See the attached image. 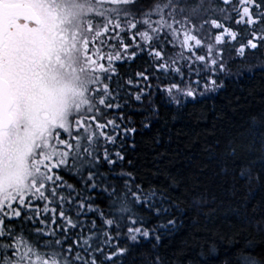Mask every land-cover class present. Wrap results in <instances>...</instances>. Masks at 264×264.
Returning a JSON list of instances; mask_svg holds the SVG:
<instances>
[{
    "label": "trees",
    "instance_id": "16d2710c",
    "mask_svg": "<svg viewBox=\"0 0 264 264\" xmlns=\"http://www.w3.org/2000/svg\"><path fill=\"white\" fill-rule=\"evenodd\" d=\"M154 1L136 0L134 7H151ZM170 1L176 10L193 11L195 5L199 10L194 19L200 21L224 23L226 14L220 9L232 8L222 0ZM159 39L160 43L153 40L151 45L161 51L163 60L141 51L118 63L111 75L107 85L113 107L100 106L97 120L107 125L103 131L114 140L100 139L99 162L85 166L77 162L71 170L63 166L59 170L63 183L75 189L73 203H64L63 210L77 227L63 233L60 203L35 198L26 211L47 221L46 225L27 220L23 212L6 224L41 245L60 238L67 247L78 236L91 233L93 247L103 248L104 253L126 249L114 261H105L97 253L101 264H237L242 253L264 264V63L233 64L229 72L217 76L222 86L213 93L175 102L166 89L188 87L196 79L204 83L209 72H203L201 63H177L170 56L175 50L172 39L162 35ZM164 59L166 70L157 67ZM109 120L114 124H108ZM105 149L116 163L103 160ZM89 171L95 173L94 189L86 182ZM129 188L142 194L155 192L150 203L168 211L156 215L149 207L133 203ZM105 189H115L121 198L128 193L131 215L138 220L136 226L150 232L148 238L138 237L137 242L128 238L127 229L133 226L130 218L120 216ZM59 191L69 192L67 187ZM81 196L88 197L87 204L95 211L85 209L77 215ZM45 204L56 212L45 213ZM106 219H114V224L108 227ZM169 220L174 224H168ZM36 227H47L55 235L36 236ZM106 232L111 236L108 243Z\"/></svg>",
    "mask_w": 264,
    "mask_h": 264
},
{
    "label": "snow or ice",
    "instance_id": "6c2138e0",
    "mask_svg": "<svg viewBox=\"0 0 264 264\" xmlns=\"http://www.w3.org/2000/svg\"><path fill=\"white\" fill-rule=\"evenodd\" d=\"M103 2L104 0H100L97 8L96 0H0V264H34V261L38 264H101L97 253L103 254L105 261H114L116 255L126 252L124 248L113 253H104V249L99 246L94 248L91 233L78 236L67 247L63 246L60 238L41 245L33 236L14 231L12 225L6 224V220L19 219L23 212L27 220H38L40 225H46L47 221L38 219L35 213L29 216L26 211L32 208L35 198L48 203H60L59 216L64 221L61 225L63 233L76 228V221L63 210L64 203H73L72 193L75 189L63 183L59 170L62 166L71 170L77 162L80 166L98 163L100 139L104 138L109 142L114 140V137L103 131L107 125L97 120V115L101 112L97 105L113 107L110 102L112 94L104 83L109 77L96 75L94 66L97 64L96 55L99 54L101 60L106 56L108 64L101 63L99 68L103 72H114L111 62L114 58L120 59V54L97 53V47L102 48L104 45L103 40L99 45L93 42L90 51L85 32H92L95 26V35L99 37L101 30L104 33L111 31L108 25H112L113 29L128 31L137 29L142 24L144 29L134 35H139L149 43L154 38L150 33L175 37L176 30L162 32L165 26L170 28L171 25L163 20L159 4L137 17L131 8L101 7ZM108 3L129 5L135 4L136 0H108ZM222 4L232 5L230 10L220 9L227 19L232 18L227 13L234 12L238 17L235 23L244 24L248 29L246 40L236 49L237 54L243 55L246 50L264 46V2L222 0ZM198 10L194 5L193 11ZM153 15L160 16L161 19L153 21ZM97 16L101 19H94ZM114 16L117 18L115 22ZM120 17H123V23L120 22ZM204 23L223 30V34H214L217 44L224 42L223 35L233 41L237 39L238 33L225 27L217 19L205 20ZM66 33L73 38L78 36L79 44L73 39L72 47H69ZM106 38H118V33ZM155 38L159 39L160 36ZM189 40H194L196 45L202 44L196 36L185 32L181 46L187 45ZM74 49H79L80 54L76 55ZM124 49L126 52L127 45H124ZM207 50L212 52V46L208 45ZM217 54L222 57V50ZM130 55L134 57L135 53ZM154 55L163 60L161 51L154 50ZM197 58L205 60L204 56ZM78 64L79 69L76 67ZM211 64L217 65V59L213 58ZM157 67L164 68L165 64L161 63ZM219 67L223 71V64ZM81 72L90 73L87 80L80 79ZM147 78L144 76V79ZM209 83L211 87L206 85V90L214 91L222 86L215 79ZM173 88L186 97L195 98V91L191 88L183 90L176 85ZM167 91L172 96V89ZM136 99L139 100L140 96L137 95ZM172 99L175 100V96ZM86 120L93 123H85ZM108 124H114V121L109 120ZM61 136L63 139L56 145L54 142ZM115 155L123 159L120 153ZM103 160L109 164L116 163L107 149ZM94 175L91 171L87 174L86 182H91V189L97 187ZM64 187L68 188V195L59 191ZM105 191L113 199L120 216L130 218L133 226L127 229L128 238L132 242H137L138 237L148 238L150 232L142 226H136L138 220L131 215L132 210L127 202L128 193H124L121 198V194L115 189ZM131 195L133 203L149 207L156 215L168 211L150 203L156 196L155 192H131ZM87 199L86 196L79 199L78 216L84 214L85 209L95 211L87 204ZM44 211L55 213L56 208L49 209L45 204ZM52 222H55V217ZM105 224L111 227L114 219H106ZM168 224H174V221L169 220ZM160 227L165 225L161 224ZM34 232L36 236L55 235L47 227H36ZM105 237V242H110L111 236L107 232ZM237 264L258 262L242 253L237 257Z\"/></svg>",
    "mask_w": 264,
    "mask_h": 264
},
{
    "label": "rangeland",
    "instance_id": "374dc122",
    "mask_svg": "<svg viewBox=\"0 0 264 264\" xmlns=\"http://www.w3.org/2000/svg\"><path fill=\"white\" fill-rule=\"evenodd\" d=\"M97 8H99L100 0H96ZM171 1L170 0H155L152 3L151 7H145V8H140L139 6L134 7V4H129V5H110L108 3V0H104L103 4H101V7H128L133 9L134 15L139 17L143 12H147L151 10L154 5L159 4L161 5V12L163 16V20L167 21L168 25H171V27L165 26L164 29H162L163 33L171 32L172 30L175 31V37L173 38L172 36H168L169 38L172 39V45L175 43V50L174 52H170V56H172L174 59H176L177 63H182L183 61H187L188 63H201L203 66V72L208 71L209 75L206 77L207 81L202 83L199 80H195L194 83H192L191 86L188 87H178L179 89L187 90L189 88L193 89L195 91V96L198 95H207L209 93H213L212 90H206V85L211 87L210 85V80L215 79L217 81V76L221 73L229 72L228 67L231 65L235 64H242V65H258L260 63H264V58L252 55L251 53H244L243 55H238L236 52V49L238 46H230V45H224L223 42L217 44L215 41V35L219 29H215L212 26L209 27L207 23H204L203 20L199 19H194L196 17V12L191 11L190 9H185L183 8V11L181 9L176 10L171 6ZM165 5H168L165 7ZM171 13V15H169ZM232 13V14H231ZM229 16H231V19L226 18V22L228 20H233L235 19L234 12H230ZM94 19L99 20L101 17H94ZM116 17H113V21H116ZM120 22L123 23V17H120ZM158 19H161L160 16L153 15L152 20L156 21ZM194 19V20H193ZM179 22V23H178ZM201 22V23H200ZM200 23V24H199ZM222 23V22H221ZM225 23V22H224ZM203 25V27H201ZM109 29L111 30L109 33H104L101 30V35L97 37L95 35V26L93 28L92 32H85V35L89 39V50L91 51L92 49V44L95 42L97 45H99V42L101 40L104 41V45L102 48L97 47L96 51L97 53H102V52H111V53H116L118 52L120 54V59H113L111 64L112 67L114 68V72L116 69V66L118 63L126 61L130 58H133L131 56V53H139L141 51H144V53H148L147 56H153L154 55V45H151L153 40H157V42L160 43V39H156L155 37L161 36L159 33H150L154 38L151 41V43L145 41L142 37L139 35H134L137 31L143 30L144 25H138L137 29H131L128 31H124L121 29H113L112 25H108ZM126 27V26H125ZM185 32H188L191 35L196 36L198 39L202 41L201 45H196L194 40H189L188 44L185 46H181L180 42L184 39V34ZM116 33H118V38L114 39H107L106 37L108 36H115ZM162 36H167V35H162ZM125 37L129 40L127 42L125 40ZM73 39H75L76 43L79 44V37H72L69 36L66 33V43L68 44L69 47H72L73 44ZM143 44V45H142ZM148 44V45H147ZM124 45H127V51L125 52ZM208 45L212 46V52H208ZM153 46V47H152ZM82 47V46H81ZM219 50H222V57L219 56L217 53ZM76 52V55L80 54L79 49H74ZM184 55V59H182V56ZM163 56V55H162ZM198 56H204L205 60L201 61L197 57ZM215 58L217 59V65H212L211 60ZM95 59L97 60V64L94 66L96 68V75H99L101 77H109L108 79L104 80V83L108 84L111 80V75L114 73L112 71L109 72H103L99 68V64L103 63L105 65L108 64L107 57L103 60L100 59V55H96ZM156 61H159L157 57L154 58ZM182 59V60H181ZM163 64L166 65L165 59L162 61ZM220 64H223V71L220 70ZM77 69H79L80 65L78 64ZM167 67V65H166ZM163 69V68H162ZM165 69V67H164ZM176 69V68H174ZM166 70V69H165ZM207 73V72H206ZM211 74V76H210ZM80 79L81 80H87L90 73L88 72H81L79 73ZM193 82V81H191ZM199 82V83H197ZM219 85V83L217 82ZM218 88V87H217ZM216 88V89H217ZM168 89H172V96H175V102H178L182 98H187L186 96L182 95L180 92L177 91L176 88H173L172 86L169 87ZM167 91V89H166ZM215 91V90H214ZM91 95V93L89 94ZM170 96V97H172ZM116 100V99H115ZM100 107L99 105H97ZM59 131V130H58ZM63 139V136L59 137L54 143L56 145L59 144V140Z\"/></svg>",
    "mask_w": 264,
    "mask_h": 264
},
{
    "label": "flooded vegetation",
    "instance_id": "af4514ba",
    "mask_svg": "<svg viewBox=\"0 0 264 264\" xmlns=\"http://www.w3.org/2000/svg\"><path fill=\"white\" fill-rule=\"evenodd\" d=\"M234 15H235V13H234ZM237 18L238 17H235V19H233V20H228L227 22L222 23V24H224L225 27H228L232 31H235L238 33L237 39L234 41L231 40L230 37H228L227 35H223V40H224L223 44L224 45H230V46H236V47L238 46L239 47L241 42L245 41L247 38L248 29H247L246 25H244V24H236L235 20ZM216 34H223V30L219 29V31H217ZM246 52L251 53L252 55L264 58V46L258 47L255 50H246L245 53Z\"/></svg>",
    "mask_w": 264,
    "mask_h": 264
}]
</instances>
